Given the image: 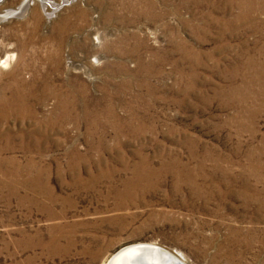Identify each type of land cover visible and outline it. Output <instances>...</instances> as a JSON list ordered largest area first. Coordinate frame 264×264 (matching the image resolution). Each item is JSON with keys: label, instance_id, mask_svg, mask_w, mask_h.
<instances>
[{"label": "rangeland", "instance_id": "obj_1", "mask_svg": "<svg viewBox=\"0 0 264 264\" xmlns=\"http://www.w3.org/2000/svg\"><path fill=\"white\" fill-rule=\"evenodd\" d=\"M8 49L0 264H264V0H0Z\"/></svg>", "mask_w": 264, "mask_h": 264}, {"label": "bare ground", "instance_id": "obj_2", "mask_svg": "<svg viewBox=\"0 0 264 264\" xmlns=\"http://www.w3.org/2000/svg\"><path fill=\"white\" fill-rule=\"evenodd\" d=\"M43 1L44 0H40ZM50 2V1H49ZM52 4V3H51ZM16 59V52L13 49H8L5 51V54L3 56H0V68L7 69L8 67H11L12 64H14ZM15 71V70H14ZM1 72V70H0ZM13 74V73H12ZM15 75V74H14ZM18 75V74H17ZM45 83L43 87V92L47 94V89L49 88V85L46 83V79L43 80ZM48 82V81H47ZM30 89H34V85H25L20 78H14L12 81L1 85L0 87V111H14V110H20L25 109L27 106V97H28V91ZM35 90V89H34ZM37 92V91H36ZM33 93V92H32ZM53 93V92H52ZM33 95V94H32ZM34 96V95H33ZM44 96V95H43ZM41 96V97H43ZM29 100V99H28ZM63 103V102H62ZM61 103V104H62ZM67 104V103H66ZM59 105V104H58ZM31 108V107H30ZM57 111V110H56ZM25 112V111H24ZM29 112V111H28ZM55 112V111H54ZM6 113V112H4ZM14 113V112H13ZM58 113V112H57ZM9 114V113H8ZM35 114V113H33ZM32 114V115H33ZM54 114V113H53ZM8 116V115H7ZM19 117V115H18ZM53 117V116H52ZM57 118V117H56ZM12 119V118H10ZM15 119V118H14ZM7 120V119H6ZM49 120V119H48ZM57 120V119H56ZM5 122V121H4ZM54 124V123H53ZM58 124V123H57ZM9 130V129H8ZM18 138V137H17ZM26 138V137H25ZM3 139V138H2ZM10 140V139H9ZM32 140V139H31ZM9 142V141H8ZM29 142V141H28ZM32 142V141H31ZM38 142V141H37ZM17 143V142H16ZM34 143V142H33ZM36 143V142H35ZM20 145V144H19ZM42 145V144H41ZM1 146V145H0ZM10 146V145H9ZM14 146V145H13ZM23 146V145H22ZM38 147V146H37ZM23 148V147H22ZM12 149V148H11ZM20 149V148H19ZM32 149V148H31ZM30 149V150H31ZM7 150V149H6ZM24 150V149H23ZM35 150V149H34ZM9 151V150H8ZM1 152V150H0ZM6 152V151H5ZM4 152V153H5ZM41 152V151H40ZM5 157V156H4ZM11 157V156H10ZM17 157V156H15ZM8 159V157H7ZM10 159V158H9ZM5 160V159H4ZM15 160V158H14ZM19 160V159H18ZM29 161V160H28ZM36 161V160H35ZM34 161V163H35ZM15 162V161H14ZM22 162V161H21ZM4 163V162H3ZM9 163V162H8ZM19 163V162H18ZM32 162H30L31 164ZM33 163V164H34ZM36 164V163H35ZM38 164V163H37ZM42 164V163H41ZM2 165V163H1ZM5 165V164H3ZM21 165V164H20ZM26 165V164H25ZM32 165V164H31ZM30 165V166H31ZM23 166V165H21ZM34 166V165H33ZM32 166V167H33ZM24 167V166H23ZM46 167V165H45ZM14 168V167H12ZM34 168V167H33ZM28 169V168H27ZM37 169V168H36ZM39 169V168H38ZM6 170V169H5ZM21 170V169H20ZM44 170V169H43ZM17 171V169H16ZM42 171V170H41ZM46 171V170H45ZM50 171V170H49ZM19 172V171H18ZM29 173V172H28ZM34 173V171L32 172ZM41 173V172H40ZM11 174V172H10ZM20 174V173H19ZM18 174V175H19ZM38 174V173H37ZM2 175V172H1ZM12 175V174H11ZM26 175L29 176V174L26 173ZM31 175V174H30ZM13 176V175H12ZM32 176H35L32 174ZM31 176V177H32ZM37 176V175H36ZM40 176V175H39ZM20 177V176H19ZM4 178V176H3ZM6 178V177H5ZM16 178V177H15ZM28 178V177H24ZM30 179V178H29ZM33 179V178H32ZM6 180V179H5ZM9 180V179H8ZM12 180V179H11ZM15 180V179H14ZM31 180V179H30ZM3 182V181H2ZM16 182V180H15ZM22 182V181H21ZM25 182V181H24ZM36 182V181H35ZM34 182V183H35ZM139 182V181H138ZM20 183V181H19ZM33 183V184H34ZM39 183V182H38ZM12 184V183H11ZM23 184V183H22ZM21 184V185H22ZM36 184V183H35ZM34 184V185H35ZM3 185V184H2ZM6 185V184H5ZM8 185V184H7ZM31 185V184H30ZM33 185V186H34ZM134 185V184H133ZM12 186V185H11ZM15 185H13L14 187ZM20 186V185H19ZM12 187V188H13ZM34 188V187H33ZM1 189V188H0ZM127 189V188H126ZM129 189V188H128ZM18 190V189H17ZM148 247L155 248V246L150 245H140V246H133L127 249H124V251H121L114 255L110 263L108 264H180L179 262H182L183 264H189L187 263V259L185 255L182 252L170 250V252H159L157 250L149 249ZM144 248V249H143ZM173 252L174 254H172Z\"/></svg>", "mask_w": 264, "mask_h": 264}, {"label": "water", "instance_id": "obj_3", "mask_svg": "<svg viewBox=\"0 0 264 264\" xmlns=\"http://www.w3.org/2000/svg\"><path fill=\"white\" fill-rule=\"evenodd\" d=\"M151 248V247H150ZM144 249V248H143ZM151 249H153V250H156V247L155 248H151ZM157 250L159 251V252H162L161 250H160V248L158 247L157 248ZM165 252V251H164ZM172 254H174L173 252H171ZM180 264H183L182 262H179Z\"/></svg>", "mask_w": 264, "mask_h": 264}]
</instances>
